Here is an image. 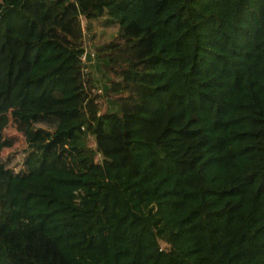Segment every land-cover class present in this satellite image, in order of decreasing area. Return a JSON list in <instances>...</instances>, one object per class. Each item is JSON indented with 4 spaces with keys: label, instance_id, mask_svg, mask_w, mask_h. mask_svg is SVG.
<instances>
[{
    "label": "trees",
    "instance_id": "obj_1",
    "mask_svg": "<svg viewBox=\"0 0 264 264\" xmlns=\"http://www.w3.org/2000/svg\"><path fill=\"white\" fill-rule=\"evenodd\" d=\"M0 264H264V0H0Z\"/></svg>",
    "mask_w": 264,
    "mask_h": 264
},
{
    "label": "rangeland",
    "instance_id": "obj_2",
    "mask_svg": "<svg viewBox=\"0 0 264 264\" xmlns=\"http://www.w3.org/2000/svg\"><path fill=\"white\" fill-rule=\"evenodd\" d=\"M83 25V19L81 17H77L76 21L72 25L74 35L69 33V37L73 36L75 39H78L85 52H91L92 47H94L96 43L106 40L116 30L115 25L102 24L100 21L94 22L91 26V30L94 32V36L91 40L87 37ZM88 71L91 73L92 77H97L92 68H89ZM8 123L9 124L2 129V135L5 139H8L11 144L8 148L4 149L2 153L4 156H10L11 161L9 166H12L17 170L21 167V161L24 156L23 149L26 147V143L22 132L14 128L15 125L10 118ZM55 125V120L50 119L43 122H37L33 124V127L34 129H42L52 132Z\"/></svg>",
    "mask_w": 264,
    "mask_h": 264
}]
</instances>
